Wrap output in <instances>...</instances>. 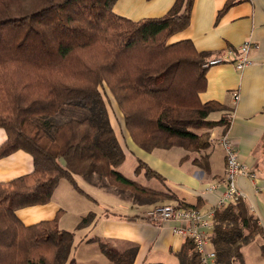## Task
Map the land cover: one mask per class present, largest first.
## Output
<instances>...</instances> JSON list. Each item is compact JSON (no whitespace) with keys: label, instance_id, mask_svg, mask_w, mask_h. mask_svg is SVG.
I'll list each match as a JSON object with an SVG mask.
<instances>
[{"label":"trees","instance_id":"trees-1","mask_svg":"<svg viewBox=\"0 0 264 264\" xmlns=\"http://www.w3.org/2000/svg\"><path fill=\"white\" fill-rule=\"evenodd\" d=\"M116 0H0V158L21 149L33 169L0 182V264H77L73 232L53 219L25 225L17 209L44 204L61 179L84 193L75 175L97 174L139 195H163L117 168L124 150L110 123L104 95L113 98L130 139L141 149L181 147L199 152L192 163L209 171V130L229 125L209 115L226 107L201 102L205 52L188 40L168 39L187 27L193 0H175L158 17L132 20L112 11ZM233 0L224 4L227 10ZM65 113L64 121L53 116ZM189 159L183 155L179 163ZM146 178L164 177L139 161ZM200 202L183 207L199 209ZM213 209L214 264H244L241 247L263 234L244 198ZM206 209V210H208ZM88 213L78 228L92 222ZM112 264H132L136 247L118 250L99 242ZM264 254V245L261 247ZM179 264H200L184 238ZM164 264V263H143Z\"/></svg>","mask_w":264,"mask_h":264},{"label":"crops","instance_id":"crops-1","mask_svg":"<svg viewBox=\"0 0 264 264\" xmlns=\"http://www.w3.org/2000/svg\"><path fill=\"white\" fill-rule=\"evenodd\" d=\"M226 1L193 0L187 27L168 39L169 43L190 40L198 51L206 53L205 58L235 51L244 41L252 42L248 52L250 63L242 69H237L232 62L207 67L206 88L198 97L201 102L215 100L226 107L211 113L209 117L212 119L223 118L225 112H229L227 127L217 126L209 130L212 142L202 151L208 155V172L192 163L194 158L199 157V152H191L188 160L179 163L186 154L181 147L155 148L147 152L138 147L127 132L125 141H120L109 114L110 123L125 153L124 160H134L133 174L140 175L135 168L138 160L142 161L164 177L161 182L164 188L148 187L133 180L161 191L164 196L138 195L110 185L105 178L93 173L74 176L84 193L76 191L65 179H61L50 201L15 211L25 225L51 220L59 213V228L73 232L71 253L79 251L82 260L80 263L75 257L77 264H112L100 251V241L120 251L136 247L132 264H179L176 253L182 248L184 238L173 231L175 222L152 221L145 217V212L155 205L182 202L193 205L198 200L201 201L199 209L202 211L213 206L221 189L210 191L207 187L219 182L225 171L224 150L219 142V137L224 135L234 142L239 160L254 173L257 184L255 186L254 181L245 175L236 179L248 208L263 229L262 235H255L252 241L241 247L243 262L264 264L261 252L264 245V0H233L231 6L218 15ZM174 2L116 0L112 11L140 20L166 14ZM234 94H237L236 99ZM121 124L124 128L122 117ZM5 139L6 132L0 128V144ZM120 166L117 169L122 173ZM32 169V156L18 149L0 158V182L27 174ZM90 212L94 213L92 222L78 228L81 218Z\"/></svg>","mask_w":264,"mask_h":264},{"label":"built area","instance_id":"built-area-1","mask_svg":"<svg viewBox=\"0 0 264 264\" xmlns=\"http://www.w3.org/2000/svg\"><path fill=\"white\" fill-rule=\"evenodd\" d=\"M252 47L251 41H244L233 51L223 54L208 56L204 67L223 62H232L237 69H242L250 63L248 52ZM237 98V94H234ZM229 119V117H228ZM219 142L224 150L225 171L221 180L209 185L207 190L221 189V194L212 207L221 208L231 201L243 198V193L236 185V179L245 175L254 181L256 178L252 171L243 164L238 157L234 142L226 135L219 137ZM213 209L202 211L200 209L183 207L181 204L155 205L145 212V217L152 221H173V231L183 238L192 241L194 250L200 255V264H214L215 252L211 246L210 236L212 233Z\"/></svg>","mask_w":264,"mask_h":264},{"label":"rangeland","instance_id":"rangeland-1","mask_svg":"<svg viewBox=\"0 0 264 264\" xmlns=\"http://www.w3.org/2000/svg\"><path fill=\"white\" fill-rule=\"evenodd\" d=\"M104 98H105V101H106L108 113L110 114V117H111V119H112V121L114 123L115 129L117 131V135H118L120 141L123 142V141H125L126 131L124 130V128H123V126L121 124V117H122L121 113L118 110V108L116 107V104H115L113 98L111 97V95H109V96H107V95L105 96L104 95ZM65 117H67V115H65L64 112L60 113V114H56V115L53 116L54 119H60L61 121H64L66 119ZM228 117H229V112H225L223 118L228 119ZM191 152H193V151H186V154L189 155V158H190ZM133 161L134 160L129 158V159L123 160V162L121 163L122 165L120 164L121 166L119 165L120 166V170L122 171L124 176H126V177H128V178H130L132 180L136 179L138 182H142L143 185H146L148 187L157 188V189H163L164 188V185L158 179L150 178L151 180H149V178H146L144 176L143 170H141L140 173H137V174H140L139 176H135L133 174V167H132ZM116 187H118L120 189H124V190L126 189V190L131 191L130 189H127V188H123V187H119V186H116ZM158 196H164V195H158ZM167 196L170 197L171 195H167ZM71 254H72V256L74 258L77 257V260L80 263H82L81 262L82 260L80 259L79 251L76 252V253H71Z\"/></svg>","mask_w":264,"mask_h":264}]
</instances>
